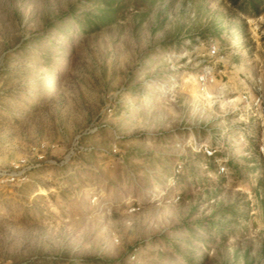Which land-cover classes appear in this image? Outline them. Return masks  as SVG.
I'll use <instances>...</instances> for the list:
<instances>
[{
  "label": "rangeland",
  "instance_id": "rangeland-1",
  "mask_svg": "<svg viewBox=\"0 0 264 264\" xmlns=\"http://www.w3.org/2000/svg\"><path fill=\"white\" fill-rule=\"evenodd\" d=\"M1 168L0 264H264V0H0Z\"/></svg>",
  "mask_w": 264,
  "mask_h": 264
},
{
  "label": "built area",
  "instance_id": "built-area-1",
  "mask_svg": "<svg viewBox=\"0 0 264 264\" xmlns=\"http://www.w3.org/2000/svg\"><path fill=\"white\" fill-rule=\"evenodd\" d=\"M213 54L216 53V48L213 47L212 51H211ZM199 80L204 84L206 83L208 80H209V74L208 72L207 73H204V74H201L200 77H199ZM211 80H212V77H211ZM39 164L37 165H29V166H26L25 168H32V167H36L38 166ZM14 168H19V166H15ZM26 172V169H23L21 172L19 173H25ZM19 173L15 170V169H3L1 168L0 169V178H3L2 176H7V179L8 180H14L16 178L17 175H19Z\"/></svg>",
  "mask_w": 264,
  "mask_h": 264
}]
</instances>
